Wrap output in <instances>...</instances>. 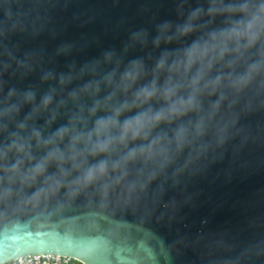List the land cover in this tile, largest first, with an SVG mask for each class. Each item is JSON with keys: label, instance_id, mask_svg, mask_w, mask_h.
I'll return each instance as SVG.
<instances>
[{"label": "water", "instance_id": "1", "mask_svg": "<svg viewBox=\"0 0 264 264\" xmlns=\"http://www.w3.org/2000/svg\"><path fill=\"white\" fill-rule=\"evenodd\" d=\"M216 2L223 7L243 0ZM209 5L210 0H0V107L5 99L16 103L26 91L34 95L11 118L0 117V129L7 125L0 130V146L21 123V135L35 130L46 140L67 127L80 107L87 125L77 128L91 130L109 114L104 108L87 114L94 100L112 93L105 78L112 75L119 82L133 61L142 63V75L126 93L118 92L117 100L130 99L154 79L163 86L174 76L167 67L194 41L242 16L202 14L193 21V32L178 36L177 28L190 14L197 8L206 13ZM258 47L212 65L200 87L217 77L220 84L200 92L198 108L158 124L147 137L129 136L109 154L87 157L85 168L106 159L108 170L86 187L72 189L75 195L61 186L30 201L45 177L59 175L52 161L22 195L0 201V262L51 255L80 264H264V76L242 89L232 86L258 58ZM165 53L168 64L157 71ZM89 85L98 86L95 96L83 91ZM10 91L16 93L11 98ZM190 92L183 87L178 95L186 98ZM47 94L51 103L41 109ZM149 103L159 109L165 102ZM138 110L124 112L120 121ZM181 127L185 135L178 140ZM153 140L158 143L148 151ZM67 144L65 137L56 147L64 151ZM50 150L32 140L24 170ZM130 152L134 155L128 158ZM15 159L9 153L8 163ZM63 167L71 170L70 163ZM79 175L72 171L69 180Z\"/></svg>", "mask_w": 264, "mask_h": 264}, {"label": "clouds", "instance_id": "2", "mask_svg": "<svg viewBox=\"0 0 264 264\" xmlns=\"http://www.w3.org/2000/svg\"><path fill=\"white\" fill-rule=\"evenodd\" d=\"M220 12H239L242 16L232 22L228 28L211 32L206 40L194 41L185 49L182 58H177L167 67L166 70L174 74L175 78L173 75H169L163 86H157L154 79L134 91L130 99L119 101L116 99L117 93H126L142 75V63L139 60L133 61L119 82H114L112 75L107 76L105 78L107 84L113 86L112 93L103 101L94 100L92 106L87 109V114L90 117L102 108L107 109L109 114L98 118L91 130L84 131L77 128L78 125L85 127L87 125L83 107H80L79 111L72 116L67 127H61L54 136L46 140H41L40 133L35 130L28 137L21 135L25 125L19 124V131L10 134L9 143L0 146V172L4 174L3 178H0V201H8L14 196L22 195L26 187L34 185L37 177L44 175L48 164L52 161L57 163L59 175L45 177L43 185L30 196V201H38L42 196L47 198L58 191L61 186H67L70 195H75L76 193L72 189L79 190L81 187H86L99 177L104 176L108 170L106 159L97 160L85 168L87 157H94L101 153L109 154L116 145L125 143L129 136L133 139L147 137L151 129L158 124L170 122L187 111L198 108L197 96L203 89L212 88L214 90L220 84V77L204 82L203 88L200 87L201 82L205 81L212 65L223 59L225 55L233 54L237 59H240L246 52L258 45V58L248 64L242 75L232 81V86L242 89L251 84L258 76H264V0H254V2L253 0H243L238 5L223 7L216 0H210L206 13L203 9L197 8L190 14L188 21L177 28L178 36H185L193 32V21L202 14L213 16ZM167 27L168 25L165 24L161 30L162 35ZM156 43H159V38ZM167 64L168 53H165L156 64L157 71L165 70ZM193 65L198 67L191 79L186 81ZM61 82L63 83V80ZM183 87L191 89L186 98L178 95ZM98 90V86L89 85L83 91L95 96ZM15 94L14 91H10L8 97L11 98ZM154 98L163 99L164 105L159 109H154L149 103ZM33 99L34 95L31 91L23 93L22 98L16 103H10L9 99H5L0 107V117L11 118L19 111L21 103H32ZM71 99L76 102L78 93L73 92ZM51 100V94L45 95L40 103V108L46 109ZM133 108L139 110L133 116L120 121L121 114L131 111ZM35 111L37 109L33 108V112ZM197 127L199 129V126ZM0 130L6 131L7 125H4ZM176 135L178 140H182L185 129L181 127ZM65 137L68 138V144L64 151H60L56 147V143ZM32 140H35L37 146H51V150L33 167L24 170V162L31 161ZM156 143L158 140H153L147 150L150 151ZM141 151H145V149L142 148ZM9 153H14L16 156L15 161L11 164L8 163ZM133 155L134 153L130 152L128 158ZM65 163L71 164V170L64 169ZM112 167L116 168L117 165L113 164ZM72 171H79L80 175L69 180ZM66 181L69 182L65 185ZM13 264H26V259L18 257L13 261Z\"/></svg>", "mask_w": 264, "mask_h": 264}, {"label": "built area", "instance_id": "3", "mask_svg": "<svg viewBox=\"0 0 264 264\" xmlns=\"http://www.w3.org/2000/svg\"><path fill=\"white\" fill-rule=\"evenodd\" d=\"M26 259V264H69L72 260L67 257L51 256V255H37L24 257ZM72 263V262H71ZM8 264H13L10 262ZM72 264H78L73 262Z\"/></svg>", "mask_w": 264, "mask_h": 264}, {"label": "trees", "instance_id": "4", "mask_svg": "<svg viewBox=\"0 0 264 264\" xmlns=\"http://www.w3.org/2000/svg\"><path fill=\"white\" fill-rule=\"evenodd\" d=\"M71 262L73 263V262H76V261L72 260ZM71 262H70L69 264H72ZM77 263H78V262H77ZM78 264H80V263H78Z\"/></svg>", "mask_w": 264, "mask_h": 264}]
</instances>
